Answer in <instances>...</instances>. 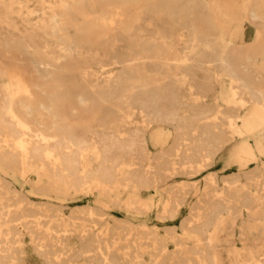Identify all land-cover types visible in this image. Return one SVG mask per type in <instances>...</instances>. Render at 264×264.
Masks as SVG:
<instances>
[{"label":"rangeland","instance_id":"374dc122","mask_svg":"<svg viewBox=\"0 0 264 264\" xmlns=\"http://www.w3.org/2000/svg\"><path fill=\"white\" fill-rule=\"evenodd\" d=\"M12 50L78 94L112 80V116L99 107L77 128L91 143L144 130L146 151L106 167L86 145L72 173L45 154L53 79L14 117L17 83L0 65V264H264V0H0V56ZM233 50L254 54L251 80L224 67Z\"/></svg>","mask_w":264,"mask_h":264},{"label":"bare ground","instance_id":"6f19581e","mask_svg":"<svg viewBox=\"0 0 264 264\" xmlns=\"http://www.w3.org/2000/svg\"><path fill=\"white\" fill-rule=\"evenodd\" d=\"M178 1H181V0H178ZM253 5H256V4L253 3ZM255 8H256V6H254V10L251 11L252 17H254L257 14L256 13L257 9H255ZM182 11L186 15L190 16V18H193V19L196 18V13H195V11H193V9L192 10H182ZM254 18L256 19V17H254ZM79 49H80L79 41L78 40L73 41L70 48H69V52L71 54L81 55L79 52ZM117 53H119V52H117ZM253 56H254V54H252V53H244V52L233 50L232 53L227 57V59L224 56V58L226 59V62L224 63L225 64L224 67L228 70H231L236 75L237 79L241 82H244V80H246V81L251 80L249 73L247 72V69H246V62L248 60H252ZM222 61H224V60H222ZM0 65L3 69H5L9 72L8 75H10V78L14 79L17 83V87H18L17 97L16 96L13 97L12 101H11V104L13 105V110L15 113L14 117H16V115H17L15 110H17L18 102L21 101V99L19 98L20 95H24V97H25L24 103L26 104L25 108H26L27 112L29 113L32 111L33 106L38 104L37 98H36V91L38 90V88L40 86V84L38 83V80L42 81L44 84H47L49 78L53 79V91H51V92L43 91V94L45 95V98H46V103L45 104L39 103V107L42 108L44 111H47L48 114H50L52 116L53 122L49 128L50 134H49L48 138L50 140H54V142H55L54 144H56L54 147H51V144L49 143V147L46 149L45 154H46L47 158H50L53 156L55 157V152L59 151V154L62 155V160H63L64 165L72 173H74V174L77 173V168H79L78 167V165H79L78 160L82 154L83 148L86 145H88L89 147H93L95 149H97L98 147L103 148L104 165L106 167L110 166V163L112 162L111 159L114 158L116 153H118V155L121 157L125 154H128V152L133 153V152L138 151L141 148H143L146 151V140H145L146 131H144V130H140V131L135 130L133 133L130 134L129 138L123 137V134L119 133V132L118 133L109 132L99 141V143H91V142H88L86 140L84 135L77 128L76 121L82 115V113L85 114V113L96 111V109L99 107L102 108V119L104 121L108 120L112 116L113 106L111 105V101L115 98V95L118 91L116 88V85L113 84L112 80H109L110 82H108V83H102V85H99V86H97V85L96 86H90L83 94H78V93H75V86L73 84L74 81H71L72 83L68 84V86H67L65 84L63 77L59 78V79L55 78V72L50 69V66H48L47 64H45L43 62H39L31 53H29L27 51H23V52H18L15 50L9 51V53L6 56H0ZM226 72H227V70H226ZM132 81H133V78L130 75H127L125 77V80H124V86L126 88L129 87L130 83ZM9 82H10V80H9ZM72 100L75 101V104L72 103ZM0 116H1L0 121L4 124L6 122L5 121V107L4 106H2L0 108ZM156 117H157L156 119H162V116L158 115ZM9 128H10V130L8 131V133L10 135H12L14 133V130H13L12 126H10ZM209 136H210V134H209ZM206 140H208V138H206ZM4 141H5V139H4ZM182 142H183V140L178 138V145H181ZM216 142H217L216 139H214V141L211 142V143H213L212 144L213 148H215ZM28 144H29L28 140L24 139L23 135H21V139H20V142L18 145L19 148L22 150L21 152L25 153V151L27 150ZM197 144H198V146L200 145L199 142ZM19 148H17V150H19ZM33 148H34L33 149L34 153H36V154H37V152L40 151L39 147L34 146ZM195 151H194L193 155L188 154V155L184 156V160H187V162H188L189 159L195 155ZM199 152L200 153H198V152H196V153L201 154V151H199ZM23 163H24V161H23ZM190 163L191 162H189L187 165H189ZM245 176H247V175H245ZM227 193H228V191H227ZM212 195H214V194H212ZM215 196L216 195H214V197ZM243 196H244V194H243ZM241 198H243V197H241ZM235 207L236 206H234V208ZM243 207H245V206H243ZM254 207H255V205H254ZM34 213H36V212H34ZM231 213H233V211H231ZM194 218H195V216H194ZM201 224H203V223H201ZM196 228H197V226H196ZM182 232H184V231L182 230ZM149 237H151V236H149ZM35 240H36V238H35ZM40 242H42V241H40ZM147 244H148V242H147ZM87 246H89V245H87ZM132 252H134V251L132 250ZM184 254H186V253H184ZM44 256H45V254H44ZM112 256H113V254H112ZM112 260H113V258H112ZM187 260H189V259H187Z\"/></svg>","mask_w":264,"mask_h":264}]
</instances>
